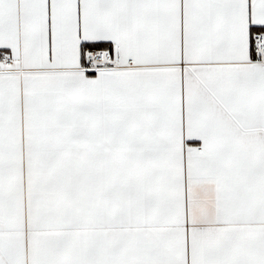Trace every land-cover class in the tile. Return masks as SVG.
<instances>
[{"label": "snow or ice", "instance_id": "6c2138e0", "mask_svg": "<svg viewBox=\"0 0 264 264\" xmlns=\"http://www.w3.org/2000/svg\"><path fill=\"white\" fill-rule=\"evenodd\" d=\"M0 264H264V0H0Z\"/></svg>", "mask_w": 264, "mask_h": 264}]
</instances>
